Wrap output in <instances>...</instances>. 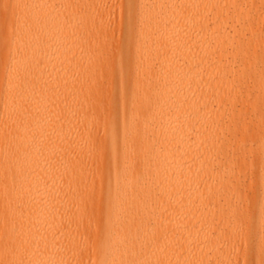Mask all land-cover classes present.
I'll return each instance as SVG.
<instances>
[{"label": "bare ground", "instance_id": "1", "mask_svg": "<svg viewBox=\"0 0 264 264\" xmlns=\"http://www.w3.org/2000/svg\"><path fill=\"white\" fill-rule=\"evenodd\" d=\"M250 257L264 0H0V264Z\"/></svg>", "mask_w": 264, "mask_h": 264}, {"label": "rangeland", "instance_id": "2", "mask_svg": "<svg viewBox=\"0 0 264 264\" xmlns=\"http://www.w3.org/2000/svg\"><path fill=\"white\" fill-rule=\"evenodd\" d=\"M115 92H117V90ZM121 108H122V106L120 104H115V106H114V109L116 110V113L120 112ZM119 121L120 120H119V117H118V118L115 119V121H113L110 124V127L114 130V132H118V130H119ZM247 157L251 158V156H249V155ZM238 188L243 189L244 187H243V185H240V187H238ZM253 190H254V187H253ZM253 190L249 191V190L245 189L244 195H248L249 197L252 196V194H253L252 191ZM256 213H257V208H251V207L248 208V214L250 215V217L256 218ZM255 241H256L255 237L251 236L249 241H248V243L249 244H254ZM238 264H242V263L238 262ZM244 264H254V257L253 258L250 257V259L247 260Z\"/></svg>", "mask_w": 264, "mask_h": 264}]
</instances>
